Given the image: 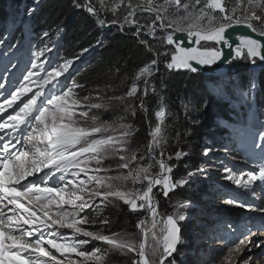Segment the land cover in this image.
I'll return each mask as SVG.
<instances>
[{"label": "snow or ice", "instance_id": "1", "mask_svg": "<svg viewBox=\"0 0 264 264\" xmlns=\"http://www.w3.org/2000/svg\"><path fill=\"white\" fill-rule=\"evenodd\" d=\"M230 2L231 0H138L133 3V0H114L109 8L105 0H99L98 10L90 0H85L83 4L74 0L76 7H84L90 15L97 18L102 27L117 25L121 31L126 25L134 27L132 35L154 58L135 73L131 85L123 95L80 97L75 89L82 88L83 85L73 81L72 86L68 87L58 79L69 72L73 63L72 60H66L50 71L45 69L47 74L37 82L39 90L27 100L21 101V97L27 96L32 89L24 84L11 92L10 100H5L7 108H12L13 111L0 122V132L9 137L6 143L0 145V264H63V261L58 260L43 245L55 249L70 264H105L109 252L132 254V264H166L173 257L182 243L179 221L184 220V215L177 211L158 222L153 189L162 186L163 196L167 198L177 187L187 184L188 179L174 180L170 174L177 165H169L162 158V145L167 142L166 120L171 113L164 102V96L150 78L154 76L161 62L169 71L188 69L191 72L198 70L194 64L211 66L221 60L231 63L218 47L183 46L176 33H186L188 42L196 45H200L202 41L214 42V45L222 44L234 53L232 59H245L253 65L258 61L264 64V41L237 35L235 39L239 44L234 46L227 34L229 29L243 26L264 37V0H235L229 7ZM122 5L128 9L123 21L119 18L108 22L100 19L101 11L110 10L115 15ZM33 11L34 9H29L28 15L31 16ZM144 12L150 16L144 18L147 22L142 23L135 17ZM152 14L154 19H151ZM169 29L172 31H168ZM165 45L173 46L174 51L165 48ZM43 52L41 50L36 53V57L39 58ZM169 56L170 60L167 59ZM160 57L165 59L161 61ZM38 67L43 65H38L33 60L31 69ZM33 70L27 71L25 81L31 82V78L38 75ZM45 85H51L49 92L45 93L47 102H37V98L44 93ZM252 87L254 89L255 85ZM0 88H4V85L0 84ZM149 93L158 98L155 126L148 116L146 98ZM17 101L21 103L17 105ZM113 101L124 103L126 112L131 116H135L138 110L145 113L150 129V139L146 145L147 156L159 165V173L152 172L153 163H139L145 159V154L138 155L139 149L130 147L135 129L126 121V117H121L112 124L100 120L101 112L112 107ZM13 105H17L16 108ZM48 105L54 106L51 112ZM183 108L187 112L190 105L185 103ZM6 111L4 104H0V113ZM105 133L109 134L104 135ZM259 139L264 142V132L259 134ZM17 145L22 147L17 148ZM257 147L264 151V143ZM158 148L161 159L157 160L153 153ZM210 151L211 149H205L204 155H208ZM186 155L188 154L185 152L176 151L174 158L179 161ZM110 158L118 159L120 163L117 167L127 170L126 173L115 176L100 175L109 171L102 165L104 160ZM172 159L173 156L169 155L168 160ZM93 162L95 166L90 167ZM44 169H49L52 175L59 172L62 184L41 186L35 180L29 179ZM196 172L204 173L205 170L199 168ZM225 172L229 173L226 177L228 180L245 189H250L256 180L264 182V162L260 164L258 173L248 175L247 179L231 174L227 168ZM81 173L87 180L79 178ZM194 174L189 171L187 176ZM23 181L28 182L22 183ZM144 181H147L146 186H143ZM129 182L132 185L141 184L142 187L130 188ZM90 184L93 187L90 188ZM95 197L100 198V204H112L116 208H119L116 201H121L132 212L146 208L152 217L151 225L144 219L136 225L142 239L137 242L120 233L106 235L103 231H89L82 227L89 220L86 214L81 213L89 208H100ZM224 202L246 207L233 199ZM9 205L12 207H8ZM186 206L185 203H180L177 207L181 209ZM256 210L264 213V208ZM108 222L107 218L100 221L102 224ZM158 223L162 227L157 232ZM25 225L28 227L25 228ZM60 228L72 230L71 243L66 242L64 234L58 232ZM46 229L52 230L45 232ZM149 234L154 243H148ZM259 237H264V225L256 230L246 227L238 242L233 241L228 245L227 254H222L225 264H249L253 260L252 256L243 260L237 259L235 262L233 258L240 256L245 250L251 251V248L264 244V240L257 243ZM90 240L100 241L109 248L103 254H100L99 248L91 253L86 252L82 246ZM33 252L48 259L45 261L34 258ZM66 253H73L82 259L74 260Z\"/></svg>", "mask_w": 264, "mask_h": 264}, {"label": "rangeland", "instance_id": "2", "mask_svg": "<svg viewBox=\"0 0 264 264\" xmlns=\"http://www.w3.org/2000/svg\"><path fill=\"white\" fill-rule=\"evenodd\" d=\"M29 1H33L29 2V4L34 3V0ZM42 1L43 0H36L34 4L37 6L39 2L41 3ZM92 1L99 9V0ZM105 2L110 8L114 0H105ZM115 2L118 1L115 0ZM125 2H127V0H125ZM137 2L138 0H133V3ZM230 6L231 3L229 4V7ZM14 11L18 14L23 13L24 7L18 5ZM127 11L128 9L122 5L115 15L110 10H104L101 11V13L104 15L106 22L116 18L123 21V16L126 15ZM149 16V14L138 13L135 18L140 19L141 22L144 23L147 22L144 18ZM19 17L20 16L16 19ZM29 17L27 11L26 18L28 19ZM154 18V15H151V19ZM18 26L19 25L9 26L6 30L8 35L0 39V42H2L0 43V84L4 85V88H0V104H4L5 109H7L6 112L0 113V122L13 111L12 108H7V104H5L6 99H11V92L15 91L21 84L31 87L32 91L29 92L27 96L21 97V101L27 100L39 90L37 82L40 77L47 74L45 69L50 71L57 66V64L53 62L51 56L54 48L53 45H56L57 40L46 38L43 43H41L40 48L36 49V46L30 42L28 31H25L27 24L21 27L23 39L18 40ZM117 30L122 34L129 31L127 28H124L123 31L120 29ZM43 36L47 37V34L44 33ZM165 46L168 47L167 45ZM213 46L217 47V45L211 43H202L199 48ZM9 48L10 50H8ZM168 48L174 51L172 47ZM48 49H50V51ZM41 50H44L43 55L37 58L35 54L39 53ZM88 53L89 51L84 52L80 60L75 59L70 66L69 72L65 73L62 77H58V79L62 80L66 86L71 87L76 72L79 70L80 66H82V59L86 58ZM167 59L170 60V56L167 57ZM33 60H35L38 65H43V67H38L34 70L31 69V62ZM257 63H259V61ZM250 64L251 63L245 59H236L228 67V74L218 79L198 74L202 76L201 82L204 84V87L200 84L201 102L195 103L194 100H181L178 104V107L182 111L181 116L183 118L182 120H184V127L177 131L176 125L172 120V117H174V115H172L173 113L167 117V142L162 145L164 152L162 158L169 165H177L170 174L174 180L187 178L188 183L183 187H177L175 191L169 193V197L167 198L163 196L162 186H156L153 189L155 201L156 194H160L165 201L163 210L157 204L158 216L156 219L158 222L162 221L168 215H173L177 211L184 215V220L179 221L182 243L178 246V251L173 254V257H170L169 261H166V264H169V262L170 264H225V261L222 259V254H227L228 245L233 241L238 242V238L246 227L256 230V228L264 225V213H260L256 210L257 208H264V182L256 180L253 182L250 189H245L238 187L232 181L228 180L226 177L229 173L225 172L227 168L231 171V174L243 176L247 179L248 175L258 173L260 164L264 162V160H262L264 151H262L261 147H257L258 144L264 143L259 139L261 131H251L248 133L246 130H241L237 126L230 125L224 118L225 115H229V109L242 108L244 111L247 109L246 106L249 103L250 95L248 91L240 90L243 83L241 80L242 77L246 76L248 78L246 82L248 85L246 87L247 89L249 88V91L253 89L252 83L254 80L258 88L259 81L256 79L258 73L255 74L248 70ZM163 69L162 77H168L170 72H175L174 70L169 71L165 66ZM28 70H33L38 73V75L31 78V82L24 80V76L27 74ZM160 72V66L158 65L155 74L159 75ZM262 72H264V70ZM50 88L51 85H45L44 93L37 98V102H47L45 93H48ZM53 91L56 90L53 89ZM205 96H208V101ZM21 101H17V105H19ZM185 103L190 105V110L187 112L183 108V104ZM117 104L120 108L118 114H115L112 108H108L101 112L100 120L106 124H112L121 117H126V121L132 123L130 121L132 116L126 112V105L121 102ZM17 105H13V108H16ZM53 107V105H48L49 112L52 111ZM156 107L158 108V105H156ZM157 108H155V110ZM155 110H153L151 114V123L153 126L156 124ZM95 111L96 110H93V112ZM207 119H209L210 123L205 122ZM133 127L136 131V126L133 125ZM149 130L147 121L148 137ZM177 133H179V136ZM108 134L109 133H105L104 135ZM194 134L197 135L198 140L191 143L189 140ZM0 137H3V140H0V145L6 143L9 139V137L4 136L3 132H0ZM219 139L222 142L219 141ZM13 143H15V141H13ZM130 147L133 149L138 148V155L145 154V159L139 161L141 165H147L151 162L154 164L152 172L159 173V165L148 158L147 149L146 151L143 150L132 141L130 142ZM205 149H211L208 155H204ZM10 150L15 151V149ZM143 151H145V153ZM176 151H182L188 155L177 161L174 158ZM153 155L157 160L161 159L160 149L158 148ZM169 155L173 156L172 160H168ZM119 163L120 161L116 158L104 160L102 166L109 171L107 173H101L100 175L107 174L115 176L120 173H126L127 170L117 167ZM91 166H95L94 162L90 167ZM199 168L204 169L205 172H196ZM189 171H193L195 174L188 177L187 173ZM44 172L45 169L29 179L35 180L41 186H51V179L54 176L50 174L47 178L41 177ZM59 176L57 179H59ZM79 178L87 180V177L83 173L80 174ZM27 182L28 181H23L22 183ZM60 184L61 181L58 185ZM146 185L147 181H144L143 186ZM89 187L91 188L93 185L90 184ZM128 187L141 188L142 185H132L131 182H129ZM101 191H103V189H101ZM94 199L97 204H100L99 197H95ZM227 199H233L237 203L246 205V207H238L236 204H227L224 202ZM116 203L124 205L121 201H116ZM180 203H185L187 206L178 209L177 206ZM119 209L120 206L116 208L113 207L112 204H100V208L86 209L85 213H81V215L86 214L89 223L82 225V227L89 230L95 226V223H93V225L90 223L92 215H94L93 217L96 220L99 219V221H101L104 218L108 219L107 213L116 212ZM141 211L145 212L144 220H146L150 226L152 222L151 215L146 208L136 212ZM24 227L27 228L28 226L25 225ZM96 227L98 229L95 231H103L104 234L111 235L110 231L115 227V224L109 221L107 224L100 223ZM160 227H162V224L158 223L157 232ZM51 230L52 229H46L45 232ZM58 232L64 234L67 238L66 242H72L73 234L71 229L60 228ZM122 235L137 242L142 239V234L137 227L136 229L134 227L130 228V226L125 227L122 231ZM77 238L86 239L83 237ZM262 240H264V237H259L257 243H260ZM148 243H154V241L151 240V234L148 236ZM43 247L51 252L58 260L63 261V264H70V262L65 260L55 249L49 248L48 245H43ZM97 248L101 250L100 254H103L109 246L100 241L91 240L88 244L82 246V249L89 253ZM109 254L110 252L106 257L105 264H114L112 260H110L111 256H109ZM66 255L71 256L74 260L82 259L75 256L73 253H66ZM32 256L39 260L46 261L48 259L47 257L40 256L39 253L36 252H33ZM249 256L253 257V260L249 261V264H264V244H261L258 248H251V251L245 250L240 256H234L233 259L235 262L237 259L243 260ZM128 257H130L129 264H132L133 255L128 254Z\"/></svg>", "mask_w": 264, "mask_h": 264}, {"label": "trees", "instance_id": "3", "mask_svg": "<svg viewBox=\"0 0 264 264\" xmlns=\"http://www.w3.org/2000/svg\"><path fill=\"white\" fill-rule=\"evenodd\" d=\"M29 2L33 1L0 0V39H3L7 34L6 30L9 26L19 25L17 27L19 31L18 40H22L23 31L21 32V27L27 24L25 31H28L30 42L36 46V49L40 48L41 43L46 38L57 40L51 53L52 60L57 65L66 60H78L84 52L91 50L90 54L82 59V66H80L73 78V81L84 86L75 89L80 97L91 95L94 98L99 94L106 96L123 95L131 85L132 77L135 73L154 58L151 53L146 52L144 46L139 44L137 39L132 37V31L130 30L123 34L119 33L118 30H114L111 34L102 35L100 29L84 13L82 7H76L73 1L43 0L37 6L34 4L36 0H34L33 4H29ZM90 2L98 9L92 0ZM234 2L235 0H231L230 3ZM18 5L24 7L23 13L18 14L14 11ZM29 9H34L35 11L27 19L26 14ZM18 16L20 17L16 19ZM100 16L106 21L101 12ZM44 33L47 34V37L43 36ZM164 47L170 49L166 46ZM84 49H87V51H83ZM160 59L163 61L164 57H160ZM159 66L161 72L159 75L155 74L151 78V82L164 96V102L168 107V111L173 113L174 117H172V120L176 125V130L179 131V129L181 130L184 127V120H182V111L178 104L181 100H194L195 103L201 102L200 84L204 87L201 82L202 76L170 72L168 77H162L164 63L161 62ZM241 80L243 83L240 90L247 91L246 86L248 84L246 82L248 78L245 76ZM161 81H163L162 87ZM258 81L259 85L255 93V110L251 122V129L255 132L264 131V72L259 73ZM205 97L208 101V96ZM146 100L149 108L148 116L151 118L152 111L157 108L158 98L149 93ZM117 103L119 102L113 101L112 107H110L115 114H118L120 110ZM228 113L229 115L224 116L227 122L241 130L245 129L247 110L244 111L242 108L238 110L229 109ZM130 121L132 125L136 126V131L131 141L146 151L149 137L147 135L148 120L145 119V113L138 110ZM205 122L210 123L209 119ZM197 138V135L194 134L189 142L197 141ZM219 141L221 140L219 139ZM145 151L143 152L145 153ZM156 201L163 210L164 198L160 194H156ZM119 206L120 209L116 212L107 213L108 220L115 224L110 234L120 233L122 235V231L127 226L136 229L137 223L145 218V212L143 211L131 212L128 206L122 204H119ZM93 216L91 218L94 221L91 220L90 223L92 225L95 223V226L89 229L90 231L97 230L96 226L100 224L99 219L96 220ZM109 256H111L110 260L114 264H129L130 261L128 255H121L118 252H110Z\"/></svg>", "mask_w": 264, "mask_h": 264}, {"label": "water", "instance_id": "4", "mask_svg": "<svg viewBox=\"0 0 264 264\" xmlns=\"http://www.w3.org/2000/svg\"><path fill=\"white\" fill-rule=\"evenodd\" d=\"M70 1H73L74 0H70ZM78 3L80 4H83L85 2V0H77ZM84 13L93 20L94 24L100 29L102 35H108V34H111L114 30H117V29H120L117 25H111L109 27H102L98 22H97V18L93 15H90L84 7H82ZM140 14H149L147 12H144V13H140ZM150 15V14H149ZM154 15V14H152ZM100 19L101 16H100ZM124 28H127L129 29L130 31H134V27H131V26H125ZM168 31H172L171 29H169ZM157 34H160L159 30H158V33ZM229 35V38H230V42L233 43V45L235 46L236 44H239V41H237L235 39V37L237 35H246V36H249L253 39H257V40H261V41H264V37H261V36H258L255 32L251 31L250 29H247V28H244L243 26H235L234 28H231L228 30V33ZM176 37L182 42L183 46H186V47H198V45H196L195 43H189L188 40H187V35L186 33H176L175 34ZM133 38L137 39L135 36L132 35ZM194 39V38H193ZM204 42V41H202ZM204 43H211V44H214V42H204ZM168 47H172L171 45H167ZM218 48H220L224 54V57L228 58L229 60H231V63H226L224 62V60H221V61H218L216 64H213L211 66H200V65H195L194 62V66L198 69L196 72H191L190 70L188 69H179V70H175L174 71L176 73L180 72V73H191V74H200L202 76H208V77H212V78H215V79H218V78H222L224 77L225 75L228 74V67L233 63V61L235 59H232V57L234 56V53L231 52V50L229 48H225L223 47V45H217ZM174 49V48H173ZM248 70L252 73H259L261 71L264 70V64L262 63H257L255 65L253 64H250Z\"/></svg>", "mask_w": 264, "mask_h": 264}, {"label": "bare ground", "instance_id": "5", "mask_svg": "<svg viewBox=\"0 0 264 264\" xmlns=\"http://www.w3.org/2000/svg\"><path fill=\"white\" fill-rule=\"evenodd\" d=\"M202 43H204V42H201V44ZM198 46H200V45H198ZM236 60V59H235ZM262 72V71H261ZM258 77H259V74H258ZM258 77H256V79H258ZM255 81V80H254ZM46 171L44 172V174L41 176V177H46L47 178V176H49L50 175V171H48L47 169H45ZM45 173H48V175H45ZM59 175H61L60 173L59 174H57L54 178L52 177V179H51V183H50V185L51 186H57L58 184H59V182H60V180L59 179H57V177L59 176ZM59 180V181H58ZM58 182V183H57ZM61 184H62V182H61ZM60 184V185H61ZM8 207H12L11 205H9ZM5 211L7 212V209H5ZM230 213V212H229ZM221 264V263H220Z\"/></svg>", "mask_w": 264, "mask_h": 264}]
</instances>
